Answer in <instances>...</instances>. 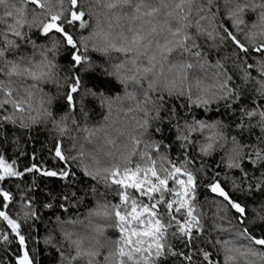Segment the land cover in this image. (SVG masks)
Instances as JSON below:
<instances>
[{
    "label": "snow or ice",
    "instance_id": "obj_1",
    "mask_svg": "<svg viewBox=\"0 0 264 264\" xmlns=\"http://www.w3.org/2000/svg\"><path fill=\"white\" fill-rule=\"evenodd\" d=\"M17 2L20 5L31 3L34 7H18ZM68 3L69 0H0V9H3L0 25L5 26L0 28V137L7 143L6 124L16 126L19 120L21 128L29 127L24 123L23 113L32 108L34 94L28 91L27 98L21 97L19 89L12 87V78L30 79L33 81L30 89L57 80L56 58L66 52L70 56L71 72L64 77L66 82H70L63 96L68 108L72 111L76 109L77 97L83 87L81 73L103 69L99 71L100 76L114 79L124 88L125 95L117 99L135 102L127 112L142 113V116L134 117L139 130L131 137L134 149L126 158L123 168L116 165L94 172L84 163L83 153L66 155L63 140H58L54 155L64 167L54 170L33 163L20 171L16 168L17 160L7 161L6 153L0 146V197L3 208L10 210V205L15 202L13 194L3 187L4 181L22 179L32 172L70 181L74 173L69 160H73L78 162V166H83L85 176L103 181L109 187L116 186L119 203L111 205V209L107 204L98 205L91 214L105 219H110L114 214L115 222L106 227L115 228L119 237L113 241L115 251H110L100 260L101 249L105 245L99 239L94 238L95 243L85 248L83 238L71 239L72 234L66 233L69 252L57 246L59 264H166L169 256H180L186 264H214L210 249L198 247L204 239L208 244L220 246L217 251H223L224 264H264V231L257 236L254 229L248 227V208L233 199L232 193L219 179L221 173L216 171L208 177L203 162L196 169V172L204 173L205 178L211 180V183L203 186L213 194L212 198L205 199L215 209L210 213H198L201 182L188 167L196 163L189 154L193 146L203 157L222 151L216 167L223 164L228 170H239L241 173L239 180L224 175L225 181H231L233 192L239 189L242 194L253 198L256 192H264V136H256L255 143L242 144L237 136L229 138L227 135L225 129L229 124L212 117L213 111L219 116L223 105L230 112V120L236 121V129L241 135L245 132L251 134L257 125L264 133V0H223L227 8L225 18L231 21V28L223 22L219 25L216 23L221 7L218 0H96L115 18L119 31H114L112 24H109L107 30L94 31L89 37L81 35L79 42L69 29L77 26L81 30L88 28L89 21L85 19L87 13L80 7L79 0H70L71 7L66 6ZM37 9L40 11L37 12ZM28 11L42 19L28 20ZM249 13L255 16L254 20L246 19ZM120 21H125L127 26ZM25 25L29 30L37 28L41 36L52 40L50 47L45 46L41 50L42 59L39 61L20 51L19 41L28 36L22 30ZM240 34L244 35L246 42L240 39ZM200 37L212 41L208 47L217 53L221 46H229L230 42L234 65L240 70L238 75L245 86L244 91L225 67L224 61L230 57L221 59L217 55L215 63H212L211 52L201 46ZM89 41L92 50L99 53L110 67L93 61L86 54ZM27 42L32 44L33 49L37 47L30 39ZM254 55L255 63L250 59ZM209 68L215 69L212 73L215 83L204 86V80L196 75V70H203L207 75ZM166 72L174 74L187 85L179 95L166 82L162 83V80H167ZM193 80L194 84L191 82ZM130 84L134 86L131 91ZM98 87L102 89L103 85H93L85 92L104 96L103 91L97 93ZM193 87L198 90V95H193ZM248 92L254 94L251 104L244 103ZM172 97L186 98L187 103L181 101L177 106L171 101ZM47 103H52L51 97ZM44 104L45 101L41 100L37 115L29 116L32 124L41 118L45 121L52 118L53 127L61 137L73 131L66 123L68 114L62 120H55ZM108 105L110 109L113 106L110 99ZM213 105L216 107L213 108ZM9 106L11 112L8 111ZM80 106L87 117L82 97ZM17 113L21 115L17 116ZM72 123L79 128L78 121L73 119ZM165 126L167 131L174 133V140L179 142L183 161L172 160L164 151L171 149L172 144L167 143L162 135L154 138L166 130ZM83 131L89 137L95 134L88 128ZM236 148L241 151L237 152ZM32 159H36L35 154ZM245 160L253 169H261L259 176L255 172L250 176L243 166ZM17 187L20 188L24 219L39 218L32 198L26 193V189L35 188V185ZM64 199L67 200V197ZM258 203L260 207L254 209L253 220L259 219V227L264 229V201ZM44 207L51 208L52 204L45 203ZM60 208L67 211L65 204H61ZM209 215L213 218L212 231L219 233L215 238L212 232L206 231L203 222V217ZM224 221H227L228 227L224 226ZM0 224H6V227H0V242L7 244L11 236L18 237L22 255L16 256V264H35L26 248V239L20 231L18 220L11 218L8 211L0 210ZM224 234L230 238H224ZM103 235L104 229L98 226L97 236ZM239 239L247 243H238ZM173 240L180 241L184 248L192 249L193 254L175 251ZM44 243H51V237Z\"/></svg>",
    "mask_w": 264,
    "mask_h": 264
},
{
    "label": "trees",
    "instance_id": "obj_2",
    "mask_svg": "<svg viewBox=\"0 0 264 264\" xmlns=\"http://www.w3.org/2000/svg\"><path fill=\"white\" fill-rule=\"evenodd\" d=\"M79 2L80 7L87 13L85 19L89 21L90 26L84 30H81L78 26L74 29H69L78 42L81 39V35L89 37L94 31L100 29L107 30L109 24H112L114 31H119L117 21L111 16L103 4H97L96 0H79ZM218 2L221 7L219 9L220 16L216 20V23L219 25L223 22L231 28V21L225 18L227 8L223 0H218ZM17 6H22L26 9H32L34 7L31 3L20 5L18 2ZM66 6L71 7L70 0ZM197 6L198 4L194 5V7ZM89 10H91V12ZM36 11L39 12L40 10L37 9ZM2 12L3 9H0V14H2ZM34 18L42 19V17H35L34 13L28 11L27 19L32 20ZM246 19L252 21L255 19V16L249 13ZM120 23H124L125 26H127L125 21H120ZM4 27V25H0V28ZM22 30L28 33V36H26L25 40L19 41L20 51L26 53L28 56H34V59L39 61L42 59L40 56L41 50L45 46L50 47L52 40L41 36L37 28L29 30L27 25H25ZM247 30L248 29H245V31ZM192 31L194 32L195 30L193 29ZM220 31H222V29H220ZM29 39L36 43L37 47L35 49H33L30 42H27ZM198 39L201 46L211 52L212 63H215L217 55H219L221 59L225 56L230 57V59L224 61L225 67L228 69L229 73L234 75L236 84L240 85L241 90L244 91L245 86L240 75H238L240 70L234 65L235 57L232 56V46H230V42L229 46H221L219 53H217L215 49L208 47L211 45L212 41L207 40L206 37H200ZM240 39L245 41L243 34H240ZM218 42L217 40V43ZM89 45L86 54L93 61L105 63V66L110 67L99 53L92 50L91 41H89ZM113 55L118 54L113 53ZM250 59L255 63V55ZM56 63L58 65L56 69L58 79L41 83L36 89H30L29 86L33 83L30 79H25L24 77L12 78L14 82L12 87L19 89L21 97L27 98L28 91H32L34 95L31 100L32 108L23 113L24 123L28 124L29 127L21 128L19 126V120L16 126H13L11 123L6 124L4 131L8 136L7 143L4 142L3 137H0V146L3 147L6 153L7 161L10 162L13 159L17 160L16 168L20 171H23L25 167H30L33 163L43 168L60 170L64 165L57 161L54 155V147L58 140H63L65 154L71 156L83 153L84 163L94 172L97 169L114 168L116 165H120V167L123 168L126 163V158L134 149L131 137L136 135L139 131L134 117L138 118L142 116L140 112H127L130 107H134L135 102L126 99H117L118 96L123 97L125 95L123 86L118 84L114 79L109 80V78L100 76L99 71L103 69H99L95 72L81 73L83 76V87L77 97L76 109L72 111L68 108L67 102L63 96V93L67 90V83L70 82H66L64 79L65 75L71 72L69 68L70 56L68 53L62 52L61 55L56 58ZM206 71L207 75L203 70H196V75L204 80V86H209L215 83V79L212 76L215 69L209 68ZM165 76L167 80H162V83L166 82L168 87L172 88L176 95H179L181 91L187 87V85L178 77H175L174 74L166 72ZM191 82L193 84L195 83L194 80ZM99 84H102L103 88L101 89L98 87L96 91L97 93L103 91L104 96H94L91 93L86 94V89ZM146 86L147 84L145 83V87ZM133 87L134 86L130 84L129 91H131ZM248 87L250 88L251 86L249 85ZM198 94V90L193 87V95ZM253 95L254 94L250 92L246 93L244 103L251 104ZM165 96L167 98V93H165ZM49 97L52 98L51 104L47 103ZM81 97L83 98V109L87 112V117H85L81 111ZM140 98L142 99V96ZM109 99L113 105L111 109L108 105ZM41 100L45 101L44 107L48 108L53 113L55 120H62V118L68 114L66 123L73 131L61 137L53 127L52 118H48L47 121L41 118L37 123L32 124L29 116L34 117L37 115V112L40 110ZM171 101L176 103L177 106L181 101L187 103L186 98L183 97L179 99L172 97ZM170 106L171 104L169 107ZM212 107L215 108L216 105ZM8 111H12L10 106ZM20 115V113H17V116ZM212 117L220 118L226 124H229V127L225 129L227 135L229 138L231 136H237L242 144L255 143L256 136H264V133H261L259 130V125L252 129L251 134L245 132L241 135L236 129V121L230 120V112L228 109L224 108L223 105H221L219 116L217 117V114L213 111ZM73 119L79 122V128H77L76 124L72 123ZM84 128H88L95 134L89 137L88 134L83 131ZM165 129L166 130L162 134H157L154 138H159L162 135L167 143L172 144L171 149L166 148L164 151L168 153L172 160L183 161L184 155L182 149L179 147V142L174 140V133L167 131V126H165ZM229 144L231 145V141H229ZM236 151L239 152L241 150L236 148ZM244 151L247 152L248 149ZM34 154L36 156L35 160L32 159ZM189 154L196 163L194 166L188 165V167L197 175L201 182V187L198 189V213H210L211 211H215L205 199V197L212 198L213 194L203 186L211 183V180L206 179L204 173L196 172V169L200 168L201 162H203L206 166L207 176L211 177L216 171H219L221 173L219 179H221L229 192L232 193L233 199L239 200L242 204L246 205L249 211L248 227L254 229L255 235L260 236L261 232L264 231V229L259 227L261 221L259 219L253 220V218L255 217L254 209L260 207L258 201H264V192H256L255 198L242 194L239 189L233 192L231 181H225L224 175L227 174L229 177H235L239 180L241 178V173L239 170H228L223 164H221L219 168L216 167L223 155L222 151H217L210 157H203L198 155L197 148L193 146ZM240 158L242 159L243 157ZM69 163L72 165L71 171L74 173L70 181L44 177L39 173L32 172L27 173L22 179H11L3 182V187L13 194L15 202L10 205V210H6L3 208L2 197H0V210L8 211L10 217L17 219L20 223V231L26 239V248L35 260V264H59L60 256L57 252V246H60L66 253L69 252V238L66 236V233L72 234L71 239L83 238L85 248L95 243V239H99L101 243L105 245V247L101 249L102 255L99 257L100 260H103V257L108 255L110 251H115L113 241L118 239L119 233L115 228L106 227V225L115 222L114 214L110 219H105L92 215L91 213L97 209L98 205L107 204L111 209V205L119 203V197L116 195L115 191L116 186L109 187L106 186L103 181L93 180L91 177L85 176L83 166H78L77 161L69 160ZM243 166L249 172L250 176L253 172H255L257 176L260 175L261 169H253L252 165L248 163L247 160L244 161ZM33 184L35 188L26 189V193L27 196L32 198V203L39 212V218L25 220L21 210L22 201L20 188H18L17 185L24 187L25 185L30 186ZM64 197H67V200H65ZM45 203L52 204V207L45 208ZM61 204L67 206V211L60 208ZM212 219L211 215H209L203 217V222L206 224V231L212 232V236L215 238L219 233L212 231ZM222 223L225 227L229 226L227 221ZM233 223H235V221H233ZM98 226L104 229L103 236H97ZM0 227H6V224H0ZM50 237L51 243L45 244L44 241L48 240ZM224 238L230 237L228 234H224ZM172 243L176 246L175 251L180 252L183 250L189 252V254H193V250L184 248L180 241L173 240ZM238 243H247V241L239 239ZM201 246L210 249L214 258V264H216V262H218V264H224L223 251H217L220 247L219 245L213 246L208 244L207 240L204 239L201 240L198 245V247ZM20 249L21 245L18 237L14 235L9 238L7 244L0 242V261H2V264H16V256L22 255ZM70 254H74V252ZM200 259H202V256ZM166 264H186V262L183 261V258L180 256H169L166 258Z\"/></svg>",
    "mask_w": 264,
    "mask_h": 264
}]
</instances>
